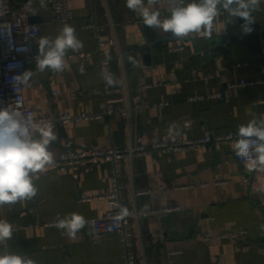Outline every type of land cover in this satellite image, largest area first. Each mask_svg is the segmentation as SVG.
I'll return each instance as SVG.
<instances>
[{"label":"crops","instance_id":"obj_1","mask_svg":"<svg viewBox=\"0 0 264 264\" xmlns=\"http://www.w3.org/2000/svg\"><path fill=\"white\" fill-rule=\"evenodd\" d=\"M11 1L14 6L32 2L30 18L42 26L34 39L35 50L39 51L42 37L54 40L64 24L73 26L83 42V48L66 51L67 67L62 72H39L36 59L26 63L25 71L35 74L31 86L24 87L25 99L38 112L101 111L105 107L100 91L104 82L122 87L132 102L166 101L131 117L115 115L54 124L57 139L48 147L56 156L68 139L123 145L131 138L147 144L198 138L237 131L239 125L264 115V54L260 59L256 54L246 58L244 47L236 46L214 55L212 47L197 48L194 39L203 36L197 33L182 37L183 46L176 48L180 38L146 26L138 13L125 6V0H68L74 15L67 21L51 20L52 6L47 0ZM192 2L183 0L185 5ZM176 3L179 6L180 0ZM145 6L149 7L147 0ZM150 7L161 12V19L170 16V2ZM218 9L212 34L224 32V10ZM254 14L264 27V2ZM91 16L96 26H83ZM98 37L113 38L114 43L99 48ZM86 51L90 53H80ZM242 80L248 82L242 84ZM53 89L58 95L52 94ZM233 144L222 140L200 150H157L124 164V195L131 206H180L165 220V239L159 233L157 214L131 221L136 264H264V169H248L235 156ZM111 167V162L102 161L80 169L78 176L76 167L61 170L46 166L37 173L35 197L23 204L0 207V219L18 225L7 240L9 252L25 255L36 264H121L122 245L117 233L107 231L94 239L90 230L91 218L108 213V200L80 198L83 192H108ZM220 177L225 181L218 182ZM140 188L150 191L139 193ZM70 213H79L86 220L75 238L48 223ZM243 229L245 234H230Z\"/></svg>","mask_w":264,"mask_h":264},{"label":"built area","instance_id":"obj_2","mask_svg":"<svg viewBox=\"0 0 264 264\" xmlns=\"http://www.w3.org/2000/svg\"><path fill=\"white\" fill-rule=\"evenodd\" d=\"M52 6V21H67L74 15L68 0H47ZM178 1V0H176ZM159 2H169V0H159ZM32 8L31 1H24L19 6H14L11 0H0V107L18 108L25 115L31 114L34 121L40 122L47 120L54 124L67 123L71 121H81L96 118H112L115 115H124L131 117L133 113L140 112L144 108H156L162 106L165 102L148 103L137 100L132 102L129 94L122 87H112L104 82L101 93L105 99V107L98 112L82 111L79 113L57 112L55 114H44L26 103L24 87L21 86L19 92L13 88L15 83L11 78L20 75L25 71L26 63L29 60L36 59L39 51L34 49V39L41 32L42 26L38 22L30 19L29 11ZM83 26H96L94 16H91L83 23ZM114 43L113 38L104 39L98 37V47L101 48L106 44ZM183 46L181 38L175 44L176 48ZM20 49H26L21 51ZM264 52V46H263ZM89 54L90 51L80 52ZM72 55V53L70 54ZM10 65H15L11 69ZM156 65H148V68H156ZM248 81L242 80L240 83L245 84ZM58 90L53 89L52 94L58 95ZM237 131L225 133L208 134L198 138H176L174 140H163L152 143H143L138 139L132 138L123 145L106 144L92 145L87 142L74 143L68 139L64 143V149L59 156L53 153L54 161L51 166L61 170H69L76 167L75 175H79L80 169L92 168L102 161H109L111 167V189L108 192L90 194L83 192L80 195L82 200H92L103 198L109 202L108 213L104 216L91 218V234L94 239H99L104 232L114 231L117 233L122 245L123 262L121 264H136L137 257L132 249L133 232L130 227L131 221L139 216L157 214L159 217V233L162 239L168 234V227L165 216L168 213L179 210L180 206L175 203H168L163 206L141 207L131 206L125 199L123 182V166L127 162H132L135 156L153 153L157 150L173 152L181 149L200 150L206 147L210 142L228 140L235 142ZM234 154L235 151L233 150ZM236 156V154H235ZM237 157V156H236ZM241 162V158L237 157ZM220 164V163H218ZM247 179V176L245 177ZM225 179L220 177L218 182H224ZM178 187L179 185H175ZM149 188H140L139 193L149 192ZM126 210V215L121 217V212ZM64 217L52 218L49 224H55L59 219ZM12 224L13 229L18 225ZM29 225H32L31 223ZM247 230H237L230 234L241 235ZM209 236H207L208 238ZM177 251V250H175ZM2 252H9L8 243L2 245ZM28 258V257H27ZM109 264V263H106Z\"/></svg>","mask_w":264,"mask_h":264},{"label":"clouds","instance_id":"obj_3","mask_svg":"<svg viewBox=\"0 0 264 264\" xmlns=\"http://www.w3.org/2000/svg\"><path fill=\"white\" fill-rule=\"evenodd\" d=\"M158 2L159 0H147L149 7H146L145 0H125V6L138 13L146 26L160 28L165 33L170 32L173 38H182L190 33L210 37L218 16V6L226 14L243 19V30L248 34L252 31L249 26L253 23L251 12L264 0H193L186 5L180 0L179 6L176 0H169L170 16L165 19H161L158 9L150 7ZM81 48L83 42L76 37L74 27L64 24L54 40L47 36L40 39L39 55L36 58L37 70L62 72L67 67L64 59L66 51ZM129 59L137 66L135 59ZM14 66L10 65L9 68ZM34 74L33 71L26 70L12 77L15 82L14 90L19 92L21 86L30 87ZM53 127L52 122H36L31 114L25 115L18 108L0 107V207L17 202L23 204L25 200L36 196L38 189L34 180L38 179L37 173L43 172L46 166H51L54 161L53 153L48 147L57 139ZM235 135L233 150L236 156L241 158L250 170L264 169V115L253 117L247 124L239 125ZM123 215H126V210L122 209L121 217ZM85 223L86 220L81 214L70 213L59 219L55 227L66 230L65 233L69 237L75 238L77 230ZM12 234V224L0 219V245H4ZM0 264H36V261L25 255L0 252Z\"/></svg>","mask_w":264,"mask_h":264},{"label":"water","instance_id":"obj_4","mask_svg":"<svg viewBox=\"0 0 264 264\" xmlns=\"http://www.w3.org/2000/svg\"><path fill=\"white\" fill-rule=\"evenodd\" d=\"M251 15L253 17V23L249 26L252 31L245 34L243 30V19L228 15L224 11V32L212 34L210 37L200 36L195 38L197 48L208 49L212 47L213 54L217 55L225 51L228 47L234 49L236 46H242L247 53L246 58L256 54L257 59H260L261 55L264 54L262 45V40H264V27L257 20L254 12H251ZM205 53L207 52L205 51ZM170 218L171 213L166 215L165 220L168 221ZM262 240L264 241V236Z\"/></svg>","mask_w":264,"mask_h":264}]
</instances>
